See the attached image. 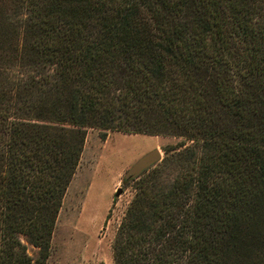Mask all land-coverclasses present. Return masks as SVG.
I'll return each mask as SVG.
<instances>
[{
    "label": "trees",
    "instance_id": "obj_1",
    "mask_svg": "<svg viewBox=\"0 0 264 264\" xmlns=\"http://www.w3.org/2000/svg\"><path fill=\"white\" fill-rule=\"evenodd\" d=\"M9 10L0 264H47L87 129L179 140L135 179L113 264H264V0H10Z\"/></svg>",
    "mask_w": 264,
    "mask_h": 264
},
{
    "label": "rangeland",
    "instance_id": "obj_2",
    "mask_svg": "<svg viewBox=\"0 0 264 264\" xmlns=\"http://www.w3.org/2000/svg\"><path fill=\"white\" fill-rule=\"evenodd\" d=\"M9 9L10 0H0V24ZM178 142L171 137L87 129L56 219L47 264H113L114 237L138 178L124 180L125 174L147 153L158 150L163 157L162 149ZM22 242L35 258L37 250Z\"/></svg>",
    "mask_w": 264,
    "mask_h": 264
},
{
    "label": "water",
    "instance_id": "obj_3",
    "mask_svg": "<svg viewBox=\"0 0 264 264\" xmlns=\"http://www.w3.org/2000/svg\"><path fill=\"white\" fill-rule=\"evenodd\" d=\"M162 160V155L160 151L153 150L143 157H141L125 174L124 180H131L139 177L143 172L151 167H154ZM120 190L116 192V196L120 195Z\"/></svg>",
    "mask_w": 264,
    "mask_h": 264
}]
</instances>
